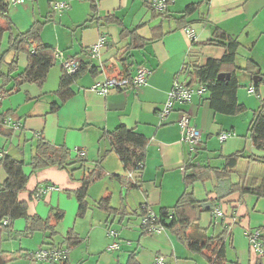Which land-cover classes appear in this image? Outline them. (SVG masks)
Returning <instances> with one entry per match:
<instances>
[{
    "label": "crops",
    "instance_id": "crops-1",
    "mask_svg": "<svg viewBox=\"0 0 264 264\" xmlns=\"http://www.w3.org/2000/svg\"><path fill=\"white\" fill-rule=\"evenodd\" d=\"M27 1L23 8H14L16 15L10 16L8 9V16L17 31H24L34 21H40L34 19L30 22L24 12L30 10L33 16L36 7L40 13L39 0ZM60 1L67 2L68 7L57 12L48 4L47 12L42 16L52 21L43 24L42 41L56 53L64 52L67 57L78 61L89 60L99 66V73L93 75L85 71L76 78L70 84L72 95L55 112L51 110V105L60 102L57 90L62 73L61 65H56L57 57L41 86L25 83L19 90L3 95L0 114H7L6 117L18 123L20 128L12 130L9 136L0 132V155L7 153L27 163L36 145L35 133H40V137L49 143L67 147L72 155L83 151L87 170L98 165L101 176L88 187L86 200L89 196V207L83 215L78 216L74 192L81 188L82 169L73 172L71 178L66 170L57 166L36 171H32L28 165L24 166L27 181L17 198L25 203L26 213L45 219L55 211H62L63 217L55 228V237L59 241L56 242L55 237L47 238V232H41L42 238L34 248H22L16 254L20 253L27 260L26 252L52 243L68 249L66 260L69 264H84L92 257L94 264H124L131 252L137 264H154L159 256L169 264H199L197 255L200 253L191 252L170 230L142 234L140 216L132 214L139 211L140 204H146L154 213L161 208H171L178 197L187 191L192 192L198 201L208 200L215 206L219 205L223 211L224 217L218 221L213 219L210 211L201 213L197 227L192 229L196 236L202 235V232L213 236L226 230L223 264L228 261L231 264H264V241L263 253L259 255L251 250L245 235L246 229H258L264 225V197L240 191V187L256 188L264 179V167L261 173L250 172L254 163H264L249 158L264 157V150L255 148L249 132L255 111L262 104L261 98H264V85H260L262 90L259 86L256 92L259 107L250 115L215 113L208 106L204 93L194 95L188 103L175 104L161 123L157 117V111L163 106L173 82L177 80L187 84L190 81L189 66H202L208 58L220 59L223 56L222 47L205 44L214 27L237 37L241 47L253 52L248 58L257 65V75L264 78L261 73L262 60L254 56L256 52L264 59V0H173L168 3L164 13L153 11L150 0ZM189 5H195V10L184 20H178ZM21 13L23 17H20ZM107 18L110 20L106 21ZM50 25L53 27L52 37L44 35L45 28ZM185 27L193 30V38L187 35ZM132 31L141 42L134 43L135 47L128 49ZM101 34L105 36L106 44L99 59L92 62L88 58V48ZM17 59L18 66L23 68L26 55L21 53ZM139 66L150 70L144 84L111 90L104 95L90 89L107 78L132 77ZM237 74L239 81H249V86H253L248 73L238 71ZM199 85L189 86L196 88ZM237 99L245 108L248 107L238 90ZM183 111L190 115L201 133V142L194 152H190L181 140L177 120ZM120 125L133 128L147 138L143 168L136 173L138 185L123 184L126 171L113 151L100 159L101 153L109 149L108 142L100 139L101 134ZM2 127L4 131L10 128L7 124ZM221 132H231L232 135L220 142L218 135ZM234 152H240L243 157L239 158L232 171L226 172L223 170L225 157ZM190 157L193 164L211 168L209 179L185 184L184 165ZM245 165L248 169H245V174H240L241 166ZM5 177L0 167V183ZM47 185L54 188L35 198L36 191ZM106 196L113 208L125 207L129 215L121 220L118 215L98 208L95 202ZM25 223L24 218H16L12 222L13 230L23 231ZM109 229L117 232L116 239L120 243L117 250H107L113 240L108 235ZM69 230L79 241L67 246L63 241ZM0 247L4 251L1 256L7 263L13 256L14 245L7 248L1 239ZM7 249H10L9 253L5 252ZM31 260L27 264H49Z\"/></svg>",
    "mask_w": 264,
    "mask_h": 264
},
{
    "label": "trees",
    "instance_id": "trees-1",
    "mask_svg": "<svg viewBox=\"0 0 264 264\" xmlns=\"http://www.w3.org/2000/svg\"><path fill=\"white\" fill-rule=\"evenodd\" d=\"M196 8L195 5H189L183 11L178 20H184ZM107 18L106 21H109ZM50 21L46 17L43 21H34L28 29L24 31L15 30L13 23L8 16V4L5 0H0V45L3 35L8 34L7 49L2 50L0 46V94L5 95L12 91H17L20 86L25 83H35L41 86L46 78L47 72L51 66L55 64L56 51L45 44L41 39V29L43 24ZM131 43L128 44V49L134 48V43H140L141 40L134 31L130 32ZM205 44L220 46L224 49V54L220 59L208 58L202 65L189 66L190 81L185 84L187 86L193 84H204L206 87L205 99L208 106L215 113L223 115H236L245 110V105L237 99V90L240 86L238 71L248 73L253 77L257 65L249 58L244 67H239L236 64V57L240 42L235 36L226 34L218 27H214L211 37ZM10 52L11 58L6 63L5 70L2 69L5 53ZM26 55V65L23 68L18 66V55ZM88 58L89 48H88ZM99 66L93 65L89 60L79 61L75 71L67 72L62 68V73L59 78V86L57 94L60 97V102H54L51 105V110L55 112L60 105L72 95L70 84L85 71L93 75L99 73ZM221 72L229 73L228 78L222 80L217 79V75ZM258 74V73H257ZM261 76V75H260ZM257 82H251L256 92L259 86L264 81L263 76ZM124 78H130L129 75H123ZM10 84V87H7ZM261 105L255 111L254 117L250 123L249 132L250 138L257 149L264 150V98H261ZM7 114H0V132L10 135L12 128L3 130V119ZM100 139H104L109 144V149L103 151L100 155L102 159L109 151H113L123 164L126 175L123 178V184L127 186L138 185L136 173H140L143 168L145 159V148L147 138L138 133L133 128H128L124 125L117 126L112 130L104 131ZM243 157L240 152H234L225 157L223 170L232 171L237 164L239 158ZM252 160L264 163V157H249ZM98 160V162L100 161ZM86 160L81 155H72L71 151L64 145H53L45 139L37 138L36 145L30 160L26 163L23 159L15 158L7 153L0 155V167L4 170L6 177L0 183V240L4 236H31L34 232H47V238H53L57 234L56 224L62 219L63 212L55 211L51 216L45 219L38 215H28L26 213V205L17 198L18 192L25 188L27 175L23 171V167L28 165L32 171L49 166H57L67 171L69 176L73 177V172L82 169L83 176L80 178L81 188L74 192V196L78 202V216L84 214L89 207L86 200L87 189L92 182L101 176L100 169L95 165L92 169L87 170L85 167ZM98 164V163H97ZM184 182L186 185L196 181H205L210 178L211 168L207 165L193 164L192 158L185 163ZM131 172L132 178L127 177V173ZM240 187V186H239ZM238 187V188H239ZM241 193L250 192L257 196L264 197V179L256 188L240 187ZM95 205L108 214L118 215L121 220L126 218L127 213L125 207L113 208L109 203V197H101L95 202ZM215 205L208 200L198 201L195 199L192 192H183L171 208H161L158 213H155L157 218L153 224H161L165 229L170 230L177 240L187 247L191 252L200 253L204 256L207 264H223L224 258V229L217 235L207 236L202 232V235L196 236L193 228L197 227L199 215L203 212L212 211ZM149 211L146 204L139 205V211L132 214H138L140 218L145 216ZM22 217L25 219V228L21 232L13 230L12 222ZM141 229V228H140ZM258 230L262 233L264 241V225ZM142 234H151L147 229H141ZM200 234V232H198ZM79 241L77 236H73L72 230H69L64 238L63 243L67 246L76 244ZM53 245L52 243H48ZM55 246V245H53ZM0 254L3 256L4 251L0 247ZM20 254V253H18ZM25 256H29L26 252ZM4 259V257H3ZM65 258L59 262H50L49 264H69ZM5 263L6 260L4 259ZM120 264V263H118ZM124 264H137L134 253L131 252Z\"/></svg>",
    "mask_w": 264,
    "mask_h": 264
},
{
    "label": "built area",
    "instance_id": "built-area-1",
    "mask_svg": "<svg viewBox=\"0 0 264 264\" xmlns=\"http://www.w3.org/2000/svg\"><path fill=\"white\" fill-rule=\"evenodd\" d=\"M24 0H15V2L22 3ZM173 2V0H150V6L156 13H164L166 11L168 3ZM50 7L53 11L61 12L68 7L67 2L65 1H55L51 2ZM185 32L190 38L194 37V32L191 28L185 27ZM106 44V38L103 34H101L97 41L89 47V56L90 58L99 59L101 51ZM55 57H58L57 53ZM79 61L75 58L68 57L61 60V68L66 70L67 72L75 71ZM150 73L148 68L144 66L137 67L134 75L130 78L124 77H112L107 78L105 81L101 83H95L90 87V89L94 92L100 94H107L111 90H119L125 89L126 87H135L137 85L144 84L146 81L147 75ZM206 87L204 84H200L198 87L193 88L191 86H187L184 83H181L177 80L173 82V85L170 91L167 94V98L163 103V106L157 111V117L159 122L165 120L168 114L173 110L175 104H184L191 101L194 95L201 96L205 93ZM249 93L256 94V91L253 86H249ZM3 97V94H0V99ZM3 124H7L13 130H18L20 128L18 123L11 122L10 118L5 117L3 119ZM178 127L181 133V140L184 142L190 152H194L200 142H201V133L196 125L191 121V117L186 112H181L178 120ZM232 135L231 132H221L218 135V139L220 142L225 141L228 137ZM37 138L40 137V133H35ZM82 157L84 156V152H78ZM127 177L132 178L131 172L127 173ZM54 187L52 185H47L45 187H40L36 193L34 194L35 198H39L43 192L50 191ZM212 217L215 221H218L224 217L223 211L219 205L214 206L211 211ZM157 218L154 212L150 210L146 213L145 216L140 218V228L147 229L150 233H160L165 231V227L161 224H153ZM108 235L113 238L112 242L108 245L107 250H117L119 249L120 243L117 240V232L109 229ZM245 235L248 239V243L250 245L251 250L261 255L263 253V241H262V233L258 229L253 230H245ZM129 243V242H127ZM68 249L64 246H53V245H44L39 247L36 251H32L29 253L31 259L39 263H50V262H59L64 260L67 257ZM154 264H169L164 261L162 257H156L154 260Z\"/></svg>",
    "mask_w": 264,
    "mask_h": 264
},
{
    "label": "rangeland",
    "instance_id": "rangeland-1",
    "mask_svg": "<svg viewBox=\"0 0 264 264\" xmlns=\"http://www.w3.org/2000/svg\"><path fill=\"white\" fill-rule=\"evenodd\" d=\"M8 1V9H9V14L10 16L11 15H16L17 12H14V8L17 7V6H20L23 8V5H25V3L27 4L28 1L26 2V0H24L22 3H19V2H15V0H7ZM55 1H60V0H51L48 2V0H39V5H40V13L38 12V10L36 9L35 7V11H34V15L32 16L31 14V11H24L25 14L27 15L28 17V20H30V22H32V20L34 19H38L40 21H43V15L47 12V8H48V4L50 6L51 2H55ZM38 3V2H37ZM24 14L21 13L20 14V17H23ZM49 22H52V21H48L46 23V25L49 23ZM24 29H26L27 27H23ZM23 29V30H24ZM44 35H47L49 37H52L53 35V27L50 25V26H47L44 30ZM7 37H8V34L5 33L3 35V38L1 40V49L2 50H5L7 49V46H8V42H7ZM253 52H250V50L248 48H244V47H239L238 49V54H237V57H236V63L238 66H246L247 64V58L248 56H251ZM255 53V58L259 59V60H262V64L261 65V73L264 74V59H262V57L260 55H258V53L256 54ZM57 63L56 65H60L61 64V60L65 59V58H68L64 52H60V51H57ZM10 60V52H7L5 53V56H4V62L2 64V69L5 70L7 65L6 63H8V61ZM92 62H96L97 59L96 58H91ZM21 68V67H20ZM258 73V69L255 71V73ZM257 73L255 75H257ZM241 75V73H240ZM249 81H246L244 82L243 80H240V86L238 88V93H239V96L242 100H244L247 104V108H245V110L243 112L240 113L241 114H244V113H248L249 115L252 114V111L256 110L258 107H259V100H258V97L256 96V94L254 93H249L248 92V86H249ZM264 84H261V86H263ZM260 86V88H261ZM262 90V88H261ZM218 147H220V145H218ZM214 159H217V158H214ZM262 167H264L263 164H260V163H254L253 166L250 167V172H257V173H261L262 172ZM241 173L240 174H245V169H248V166L245 165L244 167L241 166ZM88 201H90V197L88 196L87 197ZM90 203V202H89ZM92 203V202H91ZM90 203V204H91ZM135 220H137V218L134 217ZM211 233V232H210ZM209 233V235H210ZM55 237V236H53ZM23 238L20 241V239ZM42 238V233L41 232H36V234L32 237V236H17V237H8V236H4L2 238V241L3 243L6 245L7 248H11L10 246L11 245H14V251H12L11 253L13 254L12 258H10V260L6 263V264H27L28 261H32L30 259V257L26 260V258H22L20 254H16V252L22 248H27V249H32L35 247L36 244L39 243V241L41 240ZM54 240L57 242L59 241L60 239L58 237H55ZM20 243H22L23 245H21L20 247ZM84 249V248H82ZM8 251H5L6 253H9L10 252V249H7ZM37 249H34L32 251H36ZM29 253V252H28ZM198 254V253H197ZM115 255V253H114ZM28 257V256H27ZM94 258L92 257V259H90V261H87L85 260L84 261V264H94L93 262ZM95 261V260H94ZM36 262V261H35ZM197 262H199V264H207L206 260H204L203 256L201 254H198L197 255ZM234 262V261H233ZM38 263V262H37ZM232 262L228 261L226 264H231Z\"/></svg>",
    "mask_w": 264,
    "mask_h": 264
},
{
    "label": "water",
    "instance_id": "water-1",
    "mask_svg": "<svg viewBox=\"0 0 264 264\" xmlns=\"http://www.w3.org/2000/svg\"><path fill=\"white\" fill-rule=\"evenodd\" d=\"M225 77L228 78L229 77V73L221 72V73H219L217 75V79L218 80H222ZM259 79L260 78H257V75H254L252 77L253 82H257ZM0 264H5V261H4L3 257L1 256V254H0Z\"/></svg>",
    "mask_w": 264,
    "mask_h": 264
}]
</instances>
